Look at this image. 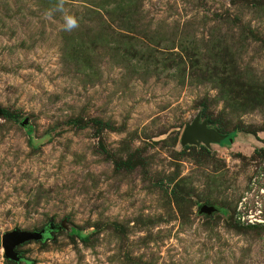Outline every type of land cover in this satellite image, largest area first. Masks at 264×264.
I'll use <instances>...</instances> for the list:
<instances>
[{
  "label": "rangeland",
  "instance_id": "obj_1",
  "mask_svg": "<svg viewBox=\"0 0 264 264\" xmlns=\"http://www.w3.org/2000/svg\"><path fill=\"white\" fill-rule=\"evenodd\" d=\"M40 228L0 264H264V0H0V237Z\"/></svg>",
  "mask_w": 264,
  "mask_h": 264
},
{
  "label": "water",
  "instance_id": "obj_2",
  "mask_svg": "<svg viewBox=\"0 0 264 264\" xmlns=\"http://www.w3.org/2000/svg\"><path fill=\"white\" fill-rule=\"evenodd\" d=\"M198 119V115H195L191 121L183 127L179 138V143L181 145H196L201 143L204 146H208L210 143H219L224 138V136L216 130L207 127L204 120L199 121ZM25 122L26 120L23 119L22 124H25ZM212 209L211 206L201 205L199 211L208 213ZM44 235V228L32 231L13 229L3 233L0 237V244L3 249L4 257L13 261H18L19 257L14 248L29 240H41Z\"/></svg>",
  "mask_w": 264,
  "mask_h": 264
},
{
  "label": "clouds",
  "instance_id": "obj_3",
  "mask_svg": "<svg viewBox=\"0 0 264 264\" xmlns=\"http://www.w3.org/2000/svg\"><path fill=\"white\" fill-rule=\"evenodd\" d=\"M75 24H76L75 19H73L71 17L67 18V25H68L69 28L75 26Z\"/></svg>",
  "mask_w": 264,
  "mask_h": 264
}]
</instances>
